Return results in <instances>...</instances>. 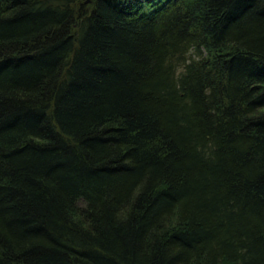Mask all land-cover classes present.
<instances>
[{"label": "trees", "instance_id": "obj_1", "mask_svg": "<svg viewBox=\"0 0 264 264\" xmlns=\"http://www.w3.org/2000/svg\"><path fill=\"white\" fill-rule=\"evenodd\" d=\"M0 264H264V0H0Z\"/></svg>", "mask_w": 264, "mask_h": 264}]
</instances>
